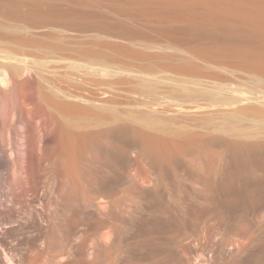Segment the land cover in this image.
<instances>
[{"label":"rangeland","instance_id":"1","mask_svg":"<svg viewBox=\"0 0 264 264\" xmlns=\"http://www.w3.org/2000/svg\"><path fill=\"white\" fill-rule=\"evenodd\" d=\"M70 1L59 0V5H51L53 9L49 5L47 12L52 10L50 13L58 15L56 18L62 15L59 18L62 23L44 26L41 23L34 28L20 27L13 17L0 12V51L23 53L30 57L31 66H46L48 72H41L47 79L43 83L45 91L51 93L72 82L74 72L67 67L68 59L78 61L79 86L88 101L81 102L78 109L81 112L75 113V119L79 117L77 123H82L77 130L83 134L90 132L80 142H83L80 144L82 162L79 161L76 171L56 164L54 152L49 150L54 145L52 140L43 142L33 137L29 146L16 142L13 150L7 152L8 156L28 163L0 167V264H154L156 261L155 264H264V187L245 191L239 183L237 189L242 188L237 193L236 190L225 192L227 196L220 193L223 190L218 185L220 192L216 186V196L221 198L214 205L205 202L210 201L209 193L199 187L198 172L203 160L212 153L210 156L217 158L215 161L220 159L219 154L222 160L227 156V147L231 149L230 154L235 149L233 146L264 142V80L227 63L214 64L194 58L173 33L165 27L159 29L154 23L157 20L148 13H138L137 8L132 7L133 11L127 5L114 8L106 2L70 5ZM64 58L67 59L63 61ZM106 78L110 84H100ZM8 83L4 88L12 93L14 80ZM200 84L203 91L211 90L224 98L237 94L240 97L243 92L254 100L244 101L250 103L247 105L241 103L247 110L235 117L225 116L227 112L222 107L199 110L191 116L175 113L172 107L175 100L186 98V93ZM188 100L190 104L195 98ZM198 100L209 103L207 99ZM168 102L171 105L168 110L160 108ZM153 107L158 113H153ZM6 113H2L5 118ZM153 117L156 124L161 123L162 130L154 129ZM144 119L150 122L153 119V125L149 126ZM17 123L23 130L25 122ZM126 124L138 125L147 131L160 130L161 134L181 139L197 137L202 145H192L191 151L188 147L181 158L178 155L176 164H179L165 172L164 186L167 188L169 184L168 190L163 186L166 191L161 192L163 188L157 190L153 183L146 181L147 185L144 181L146 185H142L139 165L144 162L138 165L128 160L135 152L130 155L120 152L122 145L134 139ZM123 127H127L126 132ZM108 131L110 135H106ZM116 144L120 147H115ZM42 153L48 160L38 164L34 160ZM202 153L208 154L206 158ZM176 168L179 170L175 171ZM220 169L213 183L219 182ZM175 172L183 175L178 176L182 181L177 177L176 181ZM245 195L249 201L237 202L241 205L235 202L231 207L226 203L236 197L244 199ZM170 199L174 202H169ZM153 206L157 209L153 210ZM184 206L189 211L187 214L182 210Z\"/></svg>","mask_w":264,"mask_h":264},{"label":"bare ground","instance_id":"2","mask_svg":"<svg viewBox=\"0 0 264 264\" xmlns=\"http://www.w3.org/2000/svg\"><path fill=\"white\" fill-rule=\"evenodd\" d=\"M70 2H71L70 5H82V4L84 5L85 3H87L85 5H88V4H99L101 2L102 3L106 2V4L108 5H111V6L114 5V8L116 7L118 8V6L116 5H123V6L127 5V8L131 6L130 7L131 11H133L132 7L137 8L139 10L138 13H140V11L144 13L145 15L146 13H148V15L151 18L157 20L154 23L159 29H161L162 27H165L170 31V33H173L174 37L176 36L177 37L176 39H178L182 45L186 46L189 54L193 56L194 58L203 60L208 63H214V64L227 63L235 68H240V69L245 70L247 73H249L250 75L258 79L264 80V0H71ZM0 5H1L0 12L2 11L1 12L2 14L10 18L13 17L16 20L17 24L23 28H34L36 26L38 27L39 24L41 25V23H43V26H44L45 23L48 24L51 22L53 23L60 22L62 19L61 18L59 20L60 16L62 15H59V18H56V16L58 17V15L54 16V15H51L50 13L52 11L51 5H59V0H0ZM49 5L51 6L50 8L51 11L48 13L47 11H49ZM121 7L120 9H122ZM123 9L125 8L123 7ZM163 30H166V29L163 28ZM65 59L67 58H64L62 60L64 61ZM57 60L56 61L54 60V62L58 63ZM68 60H69V63L67 62L68 63L67 67H71L72 71L74 72V77L70 78L72 82H68L64 86L57 87L50 93L44 90L45 85L43 83L44 81H47V79L41 73L42 71L48 72V69H46L47 68L46 66H44V68H42L43 65L37 66V67L31 66L30 57L26 56L23 53L18 55V53L10 54L9 52L4 53L0 51V94H3L2 99L0 100L2 102V103L0 102V167L8 168V167H15L22 163L24 164V162L28 163V161H25V160L22 161V160H19V158L8 156L7 152L13 150L12 145L16 142L19 143L22 141L23 143L24 142L26 143V146H29L30 141L34 140V138H38L39 141L42 140L43 142H46L49 140L53 141L52 142L54 143V145L52 146L53 148L49 150H52L54 152V154L53 153L52 154L53 156L55 155L54 158H55L56 164L58 163L60 167L63 166L65 167V169H68V170L74 169V171H76V168H77L76 166H78L79 161L82 162L81 161L82 158H80V151H81L80 146L82 145L83 142L82 143L80 142L84 140L83 138H86V137L88 138L90 132L89 134H83V132L81 133L79 129L77 130V127L79 125H82V123L81 124L80 122L77 123L79 117L77 116L78 118L75 119V113L76 115L80 114L79 112L81 111H79L78 109L82 105L81 102L82 103L87 102L88 99H87V95H85L82 92L79 86L80 78L78 75V68H79L78 61L75 59H68ZM39 62L44 63V61H39ZM62 63L64 64V62ZM13 80L15 83V85L14 83H12L14 85V88L11 86L10 87L14 91L11 90L12 93H9L7 91V87L4 88L5 87L4 85L7 86V84H9L8 82H11ZM104 83L110 84L109 79L107 78L102 79L100 84H104ZM200 85L201 87H198ZM200 85L198 86L196 85L197 88L194 87V90L193 89L191 90V88H189L191 91L189 90L190 92H188V94L186 93V98H178L177 100H175L172 106V107H175L174 108L175 113L186 115V116H191L195 114L196 112H198L199 110L203 111L207 108L222 107L221 110L223 112H227L225 116L227 115V117H230V116L235 117L237 116L236 114L243 113L245 110H247L245 109L244 105H242L245 103L244 101L254 100L248 97L247 95H245L243 92H240V97L237 94L236 96H232L230 98H224L222 96H219L217 93H212L211 90H210L211 93L206 92L207 91L206 89L205 91H203L204 89L202 88V84ZM101 89L103 90V88H100V90ZM200 89H202V91H199ZM8 93L12 96L9 97L10 95ZM192 97L195 98V100L190 101V104H188L187 103L189 101L188 99ZM198 99H207L209 100V103L199 102ZM169 103L170 102L160 105V108L163 110H168L171 107ZM247 103L245 104L247 105ZM251 110L253 111V109ZM152 111L153 113L155 112L158 113L159 110L153 107ZM4 112H7L6 113L8 114L7 118H5V116L4 117L2 116V113ZM59 116H62V119L58 120ZM63 117H65L64 118L65 121H62ZM149 120L151 119L149 118ZM155 120H156L155 118H154V121L152 119V121L155 122L153 123L154 125L151 124L152 121L151 122L147 121V119L145 121L148 122L149 126L153 125L154 129L156 130L160 129L162 126H160L159 124L161 123L158 122L159 124H156L157 120L156 121ZM17 121L19 122L23 121V123L25 122L24 127L22 128L23 130H21L19 126H17L18 124ZM124 124L122 125L125 126ZM122 125L120 127H122ZM126 125H129L127 126L128 127L127 130L131 132L132 135L130 133L129 134L133 136L134 139L130 140V142L126 143V145L121 144L123 150H120V152L124 151L127 154L129 153L131 154V152H135V156L129 157L128 160L130 161V163L132 164L134 163L138 165L144 162L142 163V165H139L141 167L140 170L142 171L140 172V174L142 173L141 175L143 179V184L142 183L141 184L144 185L146 183L148 185L149 183L147 182L153 183V186L155 187V189L157 188V190L158 188L159 190H161V188H163V186L165 185L164 183V178L166 176L165 172H168L170 168L173 169V167H176V165L179 164V162L178 164H176L178 161L177 158L179 157L178 155H180V158H181L182 154L184 155V153H187L188 150L191 151L192 148L190 147H193L192 145L194 146L195 144L196 146L199 144L202 145L201 141L198 140L200 138L196 139L197 137L196 138L194 137L193 139L190 136V138L183 137L184 139L183 138L181 139V138H176L175 137L176 135L169 136L167 134L166 135L161 134L160 130L162 129L159 130L160 132L159 133L157 131H154L153 128H152L153 131H150V130L147 131L146 129L144 130L142 127L138 125L136 126L133 124L132 125L126 124ZM127 127L125 128L123 127L124 131ZM100 133L102 134L103 132L101 131ZM93 134L96 137H98V135H96L95 133ZM101 134H99L100 137H101ZM107 134H109V131L108 133H106V135ZM90 139H92V137ZM203 142L204 141H202V143ZM236 143L240 144L242 142H236ZM252 143L247 144L245 142L244 144L246 146L244 144H242L241 146L232 145L235 149L232 150L230 154H229V151L231 149L229 150L227 147V150H228V153L226 154L227 156L222 160H220L222 156L220 157V154H219V157L216 155L215 157H218L220 159L215 161L217 158L214 160V157L210 156V155H213V153L209 155L210 159L213 158L211 161L209 159V156H206L208 157V159H205V160L202 159L203 163H202V160L200 159L201 161H199V163H202V166H201L202 169L200 167L201 165L200 164L198 166L200 168L196 167V169L198 168L200 170L198 171L197 169L196 171L200 172L199 176L202 177V178L200 177L201 182L199 183L200 184L199 187L202 186L205 193L206 192L209 193L208 199L210 201H205V202H209L210 204H212L211 202H213L214 204L216 199L219 197V196L218 197L216 196V194L220 192L219 190L220 188L218 187V185L221 186V189L223 190V193L220 192L222 195L223 194L225 195L226 194L225 192L228 193V192L235 191V190H236L235 192L237 193V190H240L242 188L241 186L239 187L240 189H237V186H239L238 185L239 183L244 186L245 191L249 189L253 191L257 187L260 190H262L260 187H264L263 186L264 142H258V143L254 142V144ZM227 144L225 146H231V143L230 145L229 144L227 145ZM8 146H10L9 150L7 149ZM203 146L205 145L203 144ZM83 147L86 148L87 146H83ZM115 147L119 148L120 146L118 147L117 145ZM188 147L190 149L186 150ZM44 148L42 149L43 152H44ZM107 150H109V148L106 149V152ZM112 152L114 151L112 150ZM224 152L225 151H223V153ZM205 154L203 155L202 153V156L204 157ZM39 156H37L39 158L36 157V159L34 160L38 164L42 162L44 163L46 162V160H48V159H45L46 157H44L43 153L42 155L40 154ZM245 157L246 158L248 157L249 160H244L243 158ZM51 158H53L52 155H51ZM257 158H259L260 160ZM114 160L116 162V159ZM145 160L146 162L148 161V164L145 163ZM206 160H209L210 162L207 163L208 161ZM143 164H145V166L148 165L149 167L145 168ZM217 165L219 166V168L221 167L220 169L221 177L219 178V182H218L219 184L213 183L214 180L218 179L217 175H218L219 170L217 169L219 168L217 167ZM142 167H144L145 169L144 168L142 169ZM79 168L81 169V167ZM178 170L176 168L175 171H178ZM76 174H78V172H76ZM179 174L181 173L176 174L175 172V175H176L175 178L177 177L179 179L178 177ZM215 174H217L215 176L216 178L214 177ZM85 175H87V173ZM91 175L94 176L93 174ZM89 176H90V172H89ZM253 176L255 179L251 180V177ZM213 177H214V180H213ZM140 179H139V182H140ZM178 179L176 181H178ZM90 180H92V178ZM179 180L182 181L183 179L181 178ZM178 183L176 182L175 184L178 185ZM179 184H181V182ZM170 185H171V182H170ZM177 185H175V187ZM150 186L152 187V185ZM168 186L169 184L167 185V188ZM216 186L218 187V193L216 191L217 188L215 189ZM164 187L166 188V186ZM165 188H163V190ZM150 189L154 190L153 188H150ZM170 189H173V186L172 188L170 186ZM179 189H181V187ZM203 189L201 188L200 190L204 193ZM196 190L200 192L199 189H196ZM165 191L166 190L161 191V192H165ZM183 191L185 190L183 189ZM173 192H177V190ZM170 193L171 191L169 192V194ZM208 193L205 195L207 196ZM245 193L246 192H244V194ZM239 194L241 195L242 193H238V195ZM226 195L228 196V194ZM220 198L218 199L220 200ZM224 198H227V197H224ZM231 198L233 197L231 196ZM247 198H248L247 196L244 199H242V197L241 198L236 197V198L226 201V203H229L230 205L235 202H236L235 204H237V202H248L249 199ZM176 199H178V197ZM240 199L242 200L240 201ZM173 200L170 199L169 202ZM217 201H216V205H217ZM169 202L168 204L170 205ZM101 203H104V202H101ZM241 204L239 203L237 205H241ZM229 205L228 207L231 208L234 204H232V206L230 205L231 207ZM155 208L156 207L153 206V210H155ZM162 208L163 207H161V209ZM182 210H185V206H184V209ZM163 211H165V209ZM202 211H199V212L201 213ZM188 212L189 211H186V214ZM196 212L198 211H195V213ZM191 213H193V211ZM217 213L218 212H216V214ZM197 217H200V216H197ZM190 219L191 217L189 218V221ZM195 219L197 218L195 217ZM160 225L162 224L160 223ZM155 232L156 231H154V233ZM153 236H155V234ZM155 250H157V248ZM157 253H159V251ZM160 255L163 256L162 252ZM262 257H264L263 254H262ZM159 259L162 260V258H159ZM163 261H165L164 258H163ZM156 262H153V263L155 264Z\"/></svg>","mask_w":264,"mask_h":264}]
</instances>
